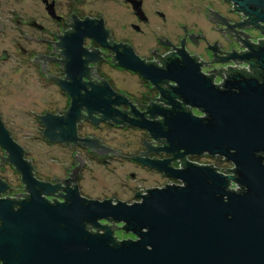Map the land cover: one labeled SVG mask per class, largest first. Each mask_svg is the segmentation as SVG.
<instances>
[{
	"label": "water",
	"instance_id": "water-1",
	"mask_svg": "<svg viewBox=\"0 0 264 264\" xmlns=\"http://www.w3.org/2000/svg\"><path fill=\"white\" fill-rule=\"evenodd\" d=\"M225 1L247 16L239 26L264 24V0ZM213 19L227 23L216 12ZM79 26L60 44L68 80L60 85L71 97V106L62 116L47 113L40 117L49 141L76 140L82 104L89 108L90 117L94 110L104 119L113 112L110 106L115 101L109 100L108 90L93 88L79 94L81 55L88 57L81 47L82 38L88 36L105 45L107 35L101 21ZM246 45L248 53L232 52L219 60L249 61L259 72L246 76L235 70L222 87L200 72L195 58L183 49L164 68L144 63L130 48L116 56L121 66L158 88L164 81L174 82L171 90L183 101L151 113V118L161 115V121L142 119L137 125L154 137H163L176 157L221 156L233 165V170L227 168L233 176L192 160L185 161L182 169L160 161L156 167L182 185L153 188L130 205L86 199L76 188L66 190L65 201L52 203L44 195L55 186L32 176L29 162L23 159L24 147L13 141L0 118V146L29 191L19 201L0 198V264H264V41ZM209 48L216 52L214 45ZM184 104L206 116L193 115ZM230 180L240 186L239 191L229 188ZM5 189L0 180V193ZM107 219L121 223L123 231L135 238L115 240L110 227L98 222ZM86 224L103 231L90 232Z\"/></svg>",
	"mask_w": 264,
	"mask_h": 264
},
{
	"label": "flooded vegetation",
	"instance_id": "flooded-vegetation-1",
	"mask_svg": "<svg viewBox=\"0 0 264 264\" xmlns=\"http://www.w3.org/2000/svg\"><path fill=\"white\" fill-rule=\"evenodd\" d=\"M109 2L112 3L111 8L118 10L117 16L113 17L112 19L114 20H111V22L121 20L123 17V15H121V10L128 8L131 16L136 19V23L135 21H130L128 23L129 28H131L135 33H142L143 30L140 24L148 23L151 18V15L147 12L146 7L144 6L143 0H121V2H117L116 0H0V19L1 17H10L16 25L24 28L26 32L40 33L41 35L39 37L26 34L24 35V38L29 42L34 41L49 47L45 52L36 54L33 59L34 62L39 64L43 71H46L47 64L50 62L56 64L57 66L56 74H47L46 77L58 86L60 93L66 96L67 101L64 108H61L56 112L46 111L42 115L51 113L62 116L71 106V97L60 85L62 81H68L66 79L67 74L65 72L63 49L60 46L62 38L65 35L73 33L75 31V27H80L79 25L82 26L85 22L87 24L89 23L91 25H95L97 21H101L104 30L107 32L105 45L89 38L88 36L82 38L81 47L88 54V57L86 55H81V59L83 61V73L80 75L81 88L79 89V94L82 96L91 91L93 88L98 91L108 90L111 93L109 100L115 101L110 106L113 111L111 116L104 119L103 114L100 111L94 110L90 113L92 116L90 117L89 108L82 104L79 107L81 117L75 125L77 138L75 141L71 142L58 140L49 141L44 136L45 127L40 119L42 115L39 116V122L43 127L42 139L48 143L59 144L62 147H70V149L72 148L74 151L73 163L66 169V175L62 179L42 180L37 178L31 161L25 157L26 151L22 149L23 159L29 162L32 176L39 182L50 183L52 186H55L54 191L44 195L45 199L52 203L65 201L63 195L66 194V190L74 188H76L80 197L86 199L100 201L109 199L112 203L121 201L128 205L138 203L142 200V197L147 195L153 188H164L170 184L182 185L181 182L165 175V173L159 170L155 164H158L160 161H166L167 166L173 169H182L185 166V161H190L191 158L196 157L190 154H186L183 157H176L175 152L167 148V142L163 137H154L149 131L137 125L142 121V119L147 121H161L163 119L161 115L156 114L151 118V113L153 114L157 110L171 109L173 103L182 105L183 101L171 90V87L175 85L174 82L171 80L164 81L160 84L161 88H158L149 80L144 79L139 73L121 66L116 59L118 52H122L124 48H130L134 55L144 63L153 64L157 68H164L168 63V59H175L177 53L183 49L189 56L195 58V61L199 64L200 72L210 77L213 84L218 87H222L224 81L232 74L233 71L238 69L229 66L228 69L224 71V75L222 77L223 79L217 81V76H222L221 71L218 72L216 69L204 71V66H209L211 65L210 63L214 64V62L217 61H219V63H229L232 61L236 63L245 62L249 64V61L236 59L220 61V58L227 57L231 52L222 51L221 47L217 44H214L216 52H212V55L214 56L213 62L201 61V57L197 53L189 50L190 44L195 47L200 44L201 35L189 33L185 26L181 27L183 33L177 40H171L168 37H156L155 40L159 45V48L154 47L149 50V53L139 54L131 41L126 40V38L121 34L114 36L112 27L107 25V18L102 11L104 10L105 12L109 9L111 5ZM111 14L114 16L113 13ZM153 14L154 16L159 17L162 22L166 21V15L164 12L155 9ZM247 19V16H245V18H243L242 21H239V23L245 22ZM122 20L125 19L122 18ZM262 26H264L263 23H260L258 27L249 24H243L239 27L243 29L255 28L260 31L263 38L259 40L258 43H250L251 45L258 46L262 41H264V32L261 30ZM3 29V23L0 22V30L2 31ZM226 29L230 32L236 30L235 25L230 22L226 24ZM243 31L244 30H237L238 37L236 38L240 40L242 49L233 52L238 54L249 52V47L246 45V43H249L247 40L248 35H243ZM240 35L242 36L239 37ZM210 46L211 45L208 44V49H210ZM20 49L23 53L26 52L25 48L20 47ZM7 57V54L4 53L1 61L7 59ZM249 66L250 67H248L247 70L251 74H257L259 72V68L255 63L254 65L249 64ZM127 70L131 71L132 74L137 77V80L141 85V89L132 91L126 87L125 73ZM103 87L106 89H103ZM184 107L185 109L191 111V113L195 116H206V114L198 108L190 107L186 104H184ZM114 112L117 113V115H115ZM101 125L122 130L138 129L142 136L132 147L126 145L125 148H120L119 146L108 144L103 141L101 137L97 136L96 133L92 132L93 129L101 128ZM89 130H91V132ZM201 156L209 157L215 161L218 159L226 161L219 155L211 156L204 153L201 154ZM7 158L8 154L4 150V155L1 156V160L10 164L11 168L19 175L24 187V192L18 196H9L8 194L13 190V188L5 178L0 176L1 182L6 184V189L0 193V198H8L15 201L23 200L29 196V191L27 190L25 183L22 181L21 174ZM86 160H94L97 163L106 166L108 169H112V166L116 163H127L132 169H134V171L127 172V174L130 179L135 181V183H127L125 180H121L118 185L119 190L116 189L113 195L101 198L89 197L82 192V188L80 186L82 172L88 168ZM193 163L197 164L196 162ZM201 165H212L214 168H217L219 172H221L219 167L214 166L212 162L209 164L201 162ZM142 171L146 172L148 175L158 174L165 180H171V183L162 182L160 185L153 184L143 187V185L139 184L141 181L146 180V177L141 175ZM119 192H122L123 194L126 193L127 195L120 197L116 194ZM98 222L100 225L110 227L115 239L120 241L116 231L118 229H122V224H119L111 219L99 220ZM86 228L93 233L103 231L90 224H86Z\"/></svg>",
	"mask_w": 264,
	"mask_h": 264
},
{
	"label": "rangeland",
	"instance_id": "rangeland-1",
	"mask_svg": "<svg viewBox=\"0 0 264 264\" xmlns=\"http://www.w3.org/2000/svg\"><path fill=\"white\" fill-rule=\"evenodd\" d=\"M121 2V0H116ZM111 3V2H109ZM147 12L151 15L150 21L142 23V33L138 34L129 28L128 23L135 21L128 8L122 9V18L125 20H111L117 16V9H113L112 3L105 12L107 25L112 27L114 36L122 35L126 40L131 41L139 54L149 53V50L158 47L156 37H168L177 40L182 35V26L187 28L191 34L201 35V42L198 46L189 45V50L197 53L201 61L213 62V51L208 49V44H217L222 51L229 53L241 50L240 40H238L237 30L243 35H248L249 43H258L263 38L260 31L255 28H240L239 21L245 18L242 12L234 9L233 3L225 0H143ZM158 9L165 13L166 21L162 22L159 17L154 16L153 11ZM213 12L226 19L227 23L213 19ZM113 13L114 16L111 14ZM3 30H0V118L6 124L7 129L14 142H19L20 147L26 151V159L33 161L35 174L42 180L62 179L66 175V169L73 163L74 151L70 147H62L59 144L48 143L42 139L43 127L39 122V116L46 111L56 112L65 107L66 96L60 93L58 86L46 77L47 74H56V64H47L46 71H43L39 64L34 62L35 55L45 52L49 47L27 41L23 33L39 37L40 33L26 32L24 28L16 25L10 17H1ZM117 22V23H116ZM230 22L235 25V31H227L226 24ZM238 22V23H237ZM115 26V27H114ZM23 33H22V32ZM240 35L239 37H241ZM247 39V40H248ZM19 46V47H18ZM23 47L26 52L20 49ZM7 54V59L1 61L2 56ZM204 66V71L216 69L221 71L222 76H217V81L222 80L224 71L229 66L247 70L248 64L245 62H222L210 63ZM215 65V66H214ZM126 87L135 91L141 89L137 77L127 70L125 73ZM195 111V110H194ZM196 112V111H195ZM200 115V114H199ZM101 128L93 129L92 132L108 144L125 148L126 145L132 147L140 140L142 134L138 129H115L110 126L101 125ZM91 132V130H89ZM4 149L0 147V174L9 178V183L13 184V190L9 196L23 194V185L19 175L11 168L10 164L1 160ZM192 162L201 165V162L209 164L212 162L219 167L222 174L227 168H233L230 162L212 160L206 156H196L191 158ZM88 168L82 172L80 186L82 192L89 197H106L113 195L115 190H119V181L125 180L127 183H135L129 178L127 172L134 171L127 163L114 164L112 169L97 163L94 160H86ZM220 172V173H221ZM141 175L146 177L141 181V185H153L171 183L158 174L148 175L142 171ZM225 175V174H224ZM156 178V179H155ZM123 197L127 195L122 192L116 193ZM121 224V223H119ZM120 226V225H119ZM120 240L134 239V235L118 229L116 231Z\"/></svg>",
	"mask_w": 264,
	"mask_h": 264
},
{
	"label": "built area",
	"instance_id": "built-area-1",
	"mask_svg": "<svg viewBox=\"0 0 264 264\" xmlns=\"http://www.w3.org/2000/svg\"><path fill=\"white\" fill-rule=\"evenodd\" d=\"M198 164V163H197ZM234 168V167H233ZM222 173V172H221ZM224 174L226 176H230L232 175L233 176V173H232V170H227V171H224ZM229 188H234V191H239L240 190V186L233 180H230V183H229Z\"/></svg>",
	"mask_w": 264,
	"mask_h": 264
},
{
	"label": "trees",
	"instance_id": "trees-1",
	"mask_svg": "<svg viewBox=\"0 0 264 264\" xmlns=\"http://www.w3.org/2000/svg\"><path fill=\"white\" fill-rule=\"evenodd\" d=\"M233 7L235 8L234 5H233ZM225 20H226V19H225ZM248 67H250L249 64H248ZM238 71L241 72V73H243V74L246 75V76L256 75V73L251 74L248 70H244V69H238ZM211 166H212V165H211ZM215 169L218 171L217 168H215ZM114 239H115V237H114ZM115 240H116V239H115Z\"/></svg>",
	"mask_w": 264,
	"mask_h": 264
}]
</instances>
